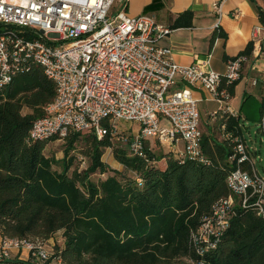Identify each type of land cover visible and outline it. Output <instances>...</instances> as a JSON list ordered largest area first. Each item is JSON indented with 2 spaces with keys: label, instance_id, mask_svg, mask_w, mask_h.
<instances>
[{
  "label": "trees",
  "instance_id": "obj_1",
  "mask_svg": "<svg viewBox=\"0 0 264 264\" xmlns=\"http://www.w3.org/2000/svg\"><path fill=\"white\" fill-rule=\"evenodd\" d=\"M192 19L186 10L167 26L189 27ZM220 35L216 28L214 36ZM252 50L249 44L236 57H249ZM237 83L227 87L230 97ZM55 94L54 83L39 66L0 90L1 239L44 242L57 233L62 239L42 263L33 262L28 252L21 258V250L1 264H175L181 258L192 264H264V217L252 206L241 207L238 198L215 248L192 236L214 205L230 195L226 177L236 166L228 161L233 145L225 135L244 140L239 114L219 111L218 125L202 132L203 162L179 159L151 139H143L142 154H135L129 147H115L113 140L124 134L110 132L101 139L70 134L63 158L56 159L44 153L55 139L29 138ZM260 107L264 114V101ZM81 134H86L81 153L89 164L70 172L74 156L68 152ZM108 148L123 170L102 160ZM241 168L251 172L248 163ZM97 172L106 177L93 181L90 176Z\"/></svg>",
  "mask_w": 264,
  "mask_h": 264
},
{
  "label": "built area",
  "instance_id": "obj_2",
  "mask_svg": "<svg viewBox=\"0 0 264 264\" xmlns=\"http://www.w3.org/2000/svg\"><path fill=\"white\" fill-rule=\"evenodd\" d=\"M127 1L0 0V90L33 66L54 83L55 98L31 126V140H64L73 133L101 139L109 132L121 134L119 124L131 122L138 130L123 139L132 153L142 154L143 139H151L179 159L203 162L199 99L193 91L202 89L217 102L213 117L219 111L234 114L227 87L240 80L248 57L228 59L223 73L198 62L178 64L161 44L172 29L146 14L130 16ZM225 1L214 2L212 10L219 14ZM262 32L264 24L253 29V46ZM260 125L264 128V121ZM225 137L233 145L228 161L236 166L226 177L230 195L192 234L212 248L230 224L236 198L264 217V177L254 168L252 150L242 137ZM243 163L251 172L241 168ZM21 250L35 263L50 257L40 241L1 239L0 264Z\"/></svg>",
  "mask_w": 264,
  "mask_h": 264
},
{
  "label": "crops",
  "instance_id": "obj_3",
  "mask_svg": "<svg viewBox=\"0 0 264 264\" xmlns=\"http://www.w3.org/2000/svg\"><path fill=\"white\" fill-rule=\"evenodd\" d=\"M217 1L128 0L126 12L130 16L146 14L157 23L171 25L181 13L190 10L193 14L192 25L174 28L161 41L162 45L170 49L178 64L198 62L205 70L223 73L225 62L252 44L254 49L242 66L241 78L228 102L233 113L241 117L247 98L264 101V32L256 46H253L251 39L253 29L264 24V0H226L219 14L212 10V4ZM216 28L221 32L220 36H214ZM178 85L181 87L183 83L178 82ZM193 93L199 99L201 132L208 133L214 124L218 125L217 116H212L218 104L202 89H195Z\"/></svg>",
  "mask_w": 264,
  "mask_h": 264
},
{
  "label": "rangeland",
  "instance_id": "obj_4",
  "mask_svg": "<svg viewBox=\"0 0 264 264\" xmlns=\"http://www.w3.org/2000/svg\"><path fill=\"white\" fill-rule=\"evenodd\" d=\"M260 103V101H254L250 98H247L245 100V104L241 112V129L246 144L251 148L252 151H254L250 154L254 163V168L259 172L260 176L264 177V133H262L260 129V124L262 121H264L262 120V118H264L262 117V115L264 114H262L261 112ZM119 128L122 134H124L122 136L127 137L133 136L138 130V126L131 122H121L119 124ZM85 136L86 134H81L80 139L75 144V149L70 150L68 152V157L74 156L73 165L70 168V172L73 169L82 170L86 168L89 164L88 157L81 153V151L84 150L85 147ZM113 144L115 147L125 149H127L128 147L126 138L123 140L115 139L113 140ZM66 147L67 145L65 140L50 141L47 144L44 153L47 156H53L56 159H61L64 156ZM161 147L164 151L168 152L167 147ZM102 160L107 163L111 168H115L120 171L123 170V167L115 161L112 149L110 148L104 151ZM57 168H59V166ZM90 177L93 181H97L100 178H105L106 175H101L97 172L95 174H92ZM61 242V233H57L53 238H50L42 243L49 252V255L51 256L54 253L55 246L61 245ZM22 253L20 254V256L22 258H25L27 256L26 250L22 251ZM175 264H192V262L186 258H181L177 260Z\"/></svg>",
  "mask_w": 264,
  "mask_h": 264
}]
</instances>
